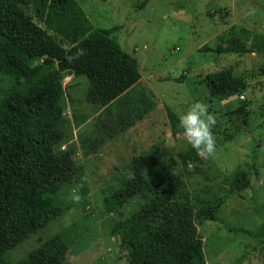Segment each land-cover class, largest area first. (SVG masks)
Wrapping results in <instances>:
<instances>
[{
  "label": "trees",
  "instance_id": "1",
  "mask_svg": "<svg viewBox=\"0 0 264 264\" xmlns=\"http://www.w3.org/2000/svg\"><path fill=\"white\" fill-rule=\"evenodd\" d=\"M114 30L95 28L76 0H0V78L8 83L7 88L0 87V264H68L69 252L84 234L78 222L17 262L10 260L9 253L61 216L74 189L81 198L87 196L84 169L72 164L77 149L84 157L95 153L156 107L152 94L142 87L137 61L111 37ZM78 49H85L86 55L69 62ZM203 51L264 54V37L246 45L231 27L223 43ZM261 72L264 75V69ZM71 75L88 80L85 101L100 112L99 134L108 133L81 135L77 147L70 142L81 123L64 115L62 81ZM203 82L210 96H230L247 88L244 79L229 71L209 73ZM246 108L243 104L229 115L246 126ZM165 115L171 134L182 133L179 117L169 108ZM178 159L179 175L167 181L160 175L147 177L152 157L135 156L128 173L101 197V219L137 203L109 232L129 264H144L184 232L200 247L197 223L218 221L224 198L188 186L187 177L204 175L203 157L189 147ZM249 186L247 174L236 172L231 192ZM163 264L206 263L194 248L183 247Z\"/></svg>",
  "mask_w": 264,
  "mask_h": 264
},
{
  "label": "rangeland",
  "instance_id": "2",
  "mask_svg": "<svg viewBox=\"0 0 264 264\" xmlns=\"http://www.w3.org/2000/svg\"><path fill=\"white\" fill-rule=\"evenodd\" d=\"M76 1L95 28H116L111 37L137 61L142 87L152 94L156 107L133 127L105 141L95 153L84 157L77 149L72 164L84 169L87 196L75 203L70 192L65 212L13 248L10 260H21L78 222L84 234L69 252L68 264H129L109 232L115 222L133 212L137 203L101 219V197L128 173L132 158L141 154L154 159L146 170L147 177L160 175L169 181L178 176V154L191 146L183 132L171 134L165 108L180 117L190 104L204 101L218 118L213 128L216 151L211 157L202 156L204 175L187 180L190 189H208L224 198L218 221L197 223L200 247L184 232L144 264H163L183 247L201 253L206 264H264V54L203 51L223 43L231 27L246 45L264 37V0H148L143 8L139 6L145 0ZM218 71L244 79L247 88L230 96H210L203 79ZM7 86L0 78V87ZM62 86L64 115L81 123L70 142L77 147L81 135L99 134L100 112L85 101L89 87L85 77H65ZM243 104L248 112L246 126L229 115ZM238 171L247 174L250 186L231 192Z\"/></svg>",
  "mask_w": 264,
  "mask_h": 264
},
{
  "label": "clouds",
  "instance_id": "3",
  "mask_svg": "<svg viewBox=\"0 0 264 264\" xmlns=\"http://www.w3.org/2000/svg\"><path fill=\"white\" fill-rule=\"evenodd\" d=\"M86 55L85 49H78L69 62H74ZM217 115L210 111V106L204 101H195L180 115L178 126L183 129V137L187 143L204 157H211L216 151V139L213 128L217 124ZM73 202L79 203L81 197L78 189H74Z\"/></svg>",
  "mask_w": 264,
  "mask_h": 264
},
{
  "label": "built area",
  "instance_id": "4",
  "mask_svg": "<svg viewBox=\"0 0 264 264\" xmlns=\"http://www.w3.org/2000/svg\"><path fill=\"white\" fill-rule=\"evenodd\" d=\"M65 147L63 146L62 149H64Z\"/></svg>",
  "mask_w": 264,
  "mask_h": 264
},
{
  "label": "crops",
  "instance_id": "5",
  "mask_svg": "<svg viewBox=\"0 0 264 264\" xmlns=\"http://www.w3.org/2000/svg\"><path fill=\"white\" fill-rule=\"evenodd\" d=\"M65 147V146H64Z\"/></svg>",
  "mask_w": 264,
  "mask_h": 264
}]
</instances>
